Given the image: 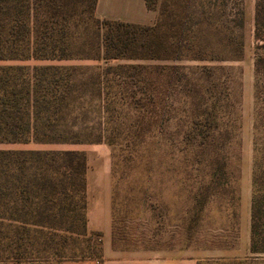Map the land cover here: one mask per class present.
I'll return each instance as SVG.
<instances>
[{"label": "trees", "instance_id": "trees-1", "mask_svg": "<svg viewBox=\"0 0 264 264\" xmlns=\"http://www.w3.org/2000/svg\"><path fill=\"white\" fill-rule=\"evenodd\" d=\"M172 3L176 11L167 22L159 18L149 26L97 19V0H0V145L105 144L114 152L124 137L165 141L171 173H202L195 176L194 212L217 201L219 213L230 210L226 220L236 230L239 105L234 76L221 64L242 57L243 11L235 0ZM254 39L264 44V0L255 3ZM30 60L47 64L29 72L22 63ZM80 60L104 63L94 81L52 64ZM183 61L201 65H140ZM254 78L258 101L264 93L260 53ZM124 86L136 92L125 98L117 91ZM128 120L145 127L123 126ZM253 154L248 251L260 256L262 110L255 114ZM87 169L79 151L0 150V264L102 259L101 234L87 229Z\"/></svg>", "mask_w": 264, "mask_h": 264}, {"label": "rangeland", "instance_id": "rangeland-1", "mask_svg": "<svg viewBox=\"0 0 264 264\" xmlns=\"http://www.w3.org/2000/svg\"><path fill=\"white\" fill-rule=\"evenodd\" d=\"M235 3L243 11L244 24L241 30L243 54L239 61L224 63L221 66L230 69L234 76V91L239 105V161L237 162L239 203L235 210L236 230H233L226 220L230 210L225 215L219 213L217 201L205 207L201 214L194 212L196 182H200L202 173H192L190 176L184 173H171L168 167L170 150L165 141L159 144L157 140L144 142L140 136L126 139L124 137L114 152L105 144L38 145L32 142L2 144L0 150L79 151L85 153L87 157L90 174L96 171L109 172L112 239L116 244L115 251L122 252L123 255L193 257L197 260V264H264V255L253 256L248 251L254 156L253 124L255 114L259 110L264 111V93L259 91L258 101L254 97V61L257 53L264 55V44H257L254 39L256 0H235ZM149 5L150 11L155 15L151 25L159 18L167 19L169 14L176 11L172 0H153ZM257 46H259L258 50ZM22 64L31 72L33 67L47 63L30 60ZM52 64L74 67L77 69V80L90 78L93 81V75H96L99 68L104 67L103 62L83 60ZM140 65L151 68V65L201 64L183 61L142 62ZM208 65L216 66V64ZM149 78L151 79V75ZM117 91L125 98L136 92L126 86ZM89 94L88 92L86 98L83 97L84 103H89ZM91 108L88 109L86 120L89 125H92L94 118ZM124 108V112L129 110L126 106ZM124 125L145 127V124H137L133 120L124 121ZM197 175L199 178L195 177Z\"/></svg>", "mask_w": 264, "mask_h": 264}, {"label": "crops", "instance_id": "crops-1", "mask_svg": "<svg viewBox=\"0 0 264 264\" xmlns=\"http://www.w3.org/2000/svg\"><path fill=\"white\" fill-rule=\"evenodd\" d=\"M95 17L136 25H151L154 13L146 8L145 0H97ZM87 229L101 234L102 259L63 262L61 264H197L193 257L126 256L112 248L111 178L107 171L90 174L87 169Z\"/></svg>", "mask_w": 264, "mask_h": 264}]
</instances>
